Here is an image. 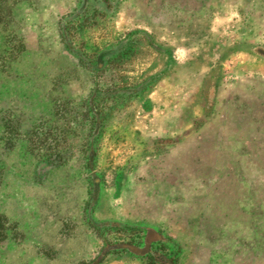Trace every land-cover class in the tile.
Segmentation results:
<instances>
[{
	"label": "rangeland",
	"instance_id": "obj_1",
	"mask_svg": "<svg viewBox=\"0 0 264 264\" xmlns=\"http://www.w3.org/2000/svg\"><path fill=\"white\" fill-rule=\"evenodd\" d=\"M0 5V264H264V0Z\"/></svg>",
	"mask_w": 264,
	"mask_h": 264
},
{
	"label": "trees",
	"instance_id": "obj_2",
	"mask_svg": "<svg viewBox=\"0 0 264 264\" xmlns=\"http://www.w3.org/2000/svg\"><path fill=\"white\" fill-rule=\"evenodd\" d=\"M2 12H3L2 5H0V22L3 21L2 20L3 19ZM6 57L7 56L5 54H3V51L0 52V65H1V67L5 63L4 61L6 60ZM93 110H94V108H91V107L87 108L86 107V114L88 113V111H93ZM49 159L51 160L50 162H56L57 163L56 166H59L62 163V162L61 163L60 162H57L59 160L57 155L50 156ZM143 229L144 228L142 226H137V228H134L133 233H140V232L143 231ZM153 257H155V261H158L159 264H167L166 263L167 262V259H166L165 256L159 254V255H154Z\"/></svg>",
	"mask_w": 264,
	"mask_h": 264
}]
</instances>
